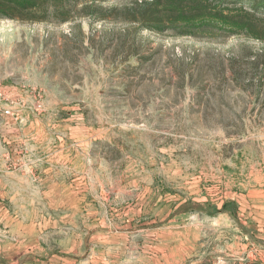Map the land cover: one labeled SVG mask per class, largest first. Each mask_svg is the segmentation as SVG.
Wrapping results in <instances>:
<instances>
[{
    "label": "rangeland",
    "instance_id": "obj_1",
    "mask_svg": "<svg viewBox=\"0 0 264 264\" xmlns=\"http://www.w3.org/2000/svg\"><path fill=\"white\" fill-rule=\"evenodd\" d=\"M66 1V22L0 17V156L66 157L54 193L36 163L33 193L0 197V264H264V39Z\"/></svg>",
    "mask_w": 264,
    "mask_h": 264
},
{
    "label": "trees",
    "instance_id": "obj_2",
    "mask_svg": "<svg viewBox=\"0 0 264 264\" xmlns=\"http://www.w3.org/2000/svg\"><path fill=\"white\" fill-rule=\"evenodd\" d=\"M68 3L66 0H0V17L32 19L30 14L52 7L59 17L57 20L66 22L70 20ZM85 6L90 8L89 4ZM136 6L133 15L135 21L137 12L141 15L138 21L143 30H171L191 37L217 34L264 39L262 19L258 17V12L264 13V0H142ZM229 203L238 206L236 201H228L223 210H227Z\"/></svg>",
    "mask_w": 264,
    "mask_h": 264
},
{
    "label": "crops",
    "instance_id": "obj_3",
    "mask_svg": "<svg viewBox=\"0 0 264 264\" xmlns=\"http://www.w3.org/2000/svg\"><path fill=\"white\" fill-rule=\"evenodd\" d=\"M1 107V106H0ZM1 109H0V114L1 113ZM15 129V128H13ZM10 131H12L11 129H9ZM26 132H27V138H29V133H34L33 132V126L30 124L29 126H27L25 128ZM24 131L22 130L21 134ZM59 148V149H58ZM52 150L51 152L48 153V156H41L38 157V159L34 160V161H29L27 162L25 159L23 160V162L26 163V167L24 170H26V172L24 173H19V172H15V171H10L6 168L7 166V162L9 161L10 158L5 157V156H0V197L2 196H10V197H14L19 195L20 193H24V191L22 192L21 188H24L23 190H25V194H29V190L31 191L30 193L34 192V186H33V175H32V169L30 167V165L32 164V167L34 164L38 163V164H42V163H46L49 164L39 175V180H49L51 183H49V181L47 182V187L41 188L40 190H43L44 193L47 194H51L54 192H51L52 186L54 185V179L52 178V171H51V167L53 166V164L55 162H60L65 160L66 157H64V155L62 154V152L64 151V148H60V146L57 144V148L53 149V147L50 149ZM12 159L15 160V157L12 156ZM11 159V160H12ZM32 162V163H30ZM35 162V163H34ZM29 171V172H28ZM55 189V187L53 188ZM63 189H68V187L65 185V187H63ZM62 189V190H63Z\"/></svg>",
    "mask_w": 264,
    "mask_h": 264
},
{
    "label": "built area",
    "instance_id": "obj_4",
    "mask_svg": "<svg viewBox=\"0 0 264 264\" xmlns=\"http://www.w3.org/2000/svg\"><path fill=\"white\" fill-rule=\"evenodd\" d=\"M12 104H13V103H12ZM11 110H12V108L10 107V108H8V109H5L4 111H5L6 114H12V113H11Z\"/></svg>",
    "mask_w": 264,
    "mask_h": 264
}]
</instances>
